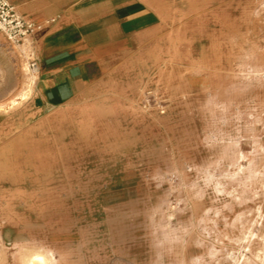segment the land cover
Segmentation results:
<instances>
[{"label": "rangeland", "instance_id": "374dc122", "mask_svg": "<svg viewBox=\"0 0 264 264\" xmlns=\"http://www.w3.org/2000/svg\"><path fill=\"white\" fill-rule=\"evenodd\" d=\"M173 22L174 61L140 66L92 146L16 157L39 178L0 201V264L27 248L57 264H264V0H195ZM26 39L28 61L0 36V103L24 87Z\"/></svg>", "mask_w": 264, "mask_h": 264}, {"label": "crops", "instance_id": "0c3cea01", "mask_svg": "<svg viewBox=\"0 0 264 264\" xmlns=\"http://www.w3.org/2000/svg\"><path fill=\"white\" fill-rule=\"evenodd\" d=\"M9 1L26 18L54 21L31 36L40 65L33 93L11 114L0 111V201L21 186L37 185L39 177L18 172L14 160L21 151L41 160L52 146L94 144L100 115L115 114L117 98L131 100L127 91L140 66L174 61L172 36L180 30L173 18L186 15L195 2Z\"/></svg>", "mask_w": 264, "mask_h": 264}, {"label": "bare ground", "instance_id": "6f19581e", "mask_svg": "<svg viewBox=\"0 0 264 264\" xmlns=\"http://www.w3.org/2000/svg\"><path fill=\"white\" fill-rule=\"evenodd\" d=\"M31 41L25 39V42L12 47L13 51L17 50L22 54L24 61L29 59V48L31 46ZM27 65V64H26ZM27 71L26 81L24 87L18 92L14 97H12L8 102L0 103V111L7 112L10 109H14L24 103L30 95L33 93L35 84L38 79V72H32L28 67H24ZM3 243V242H2ZM3 259V255L0 250V261ZM21 264H57L56 254L53 250H41V249H23L20 255ZM18 259V260H19Z\"/></svg>", "mask_w": 264, "mask_h": 264}, {"label": "built area", "instance_id": "2783aa9c", "mask_svg": "<svg viewBox=\"0 0 264 264\" xmlns=\"http://www.w3.org/2000/svg\"><path fill=\"white\" fill-rule=\"evenodd\" d=\"M52 21L54 19L42 23L26 18L15 9L9 0H0V36L12 45L24 43L26 38L42 30L45 24ZM29 69L32 72L39 71L40 65L36 58L30 59Z\"/></svg>", "mask_w": 264, "mask_h": 264}]
</instances>
